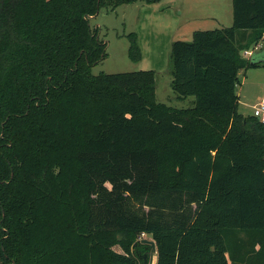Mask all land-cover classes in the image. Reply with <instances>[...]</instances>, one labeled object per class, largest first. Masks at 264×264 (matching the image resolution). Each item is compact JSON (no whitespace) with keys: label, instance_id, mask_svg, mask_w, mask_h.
Returning a JSON list of instances; mask_svg holds the SVG:
<instances>
[{"label":"trees","instance_id":"trees-1","mask_svg":"<svg viewBox=\"0 0 264 264\" xmlns=\"http://www.w3.org/2000/svg\"><path fill=\"white\" fill-rule=\"evenodd\" d=\"M139 1L161 0H0V264H145L144 234L156 264H264V124L237 93L264 65L242 55L264 0L172 44L186 109L157 101L152 70L92 74L91 18Z\"/></svg>","mask_w":264,"mask_h":264},{"label":"rangeland","instance_id":"rangeland-1","mask_svg":"<svg viewBox=\"0 0 264 264\" xmlns=\"http://www.w3.org/2000/svg\"><path fill=\"white\" fill-rule=\"evenodd\" d=\"M90 24L92 29H99L100 39L107 44V58L92 68L93 75L152 70L156 73L157 101L186 109L193 106L195 98L179 99L172 89V44L192 41L196 31L232 27V0H161L156 4L139 1L114 11L103 8ZM131 33L137 35L141 57L137 61L129 57L127 36ZM239 80L240 112L253 114L254 106L264 98V65L243 70ZM143 239L153 240L145 234L140 240ZM145 246L136 250L138 257L145 264H156L157 255H151V249Z\"/></svg>","mask_w":264,"mask_h":264},{"label":"crops","instance_id":"crops-1","mask_svg":"<svg viewBox=\"0 0 264 264\" xmlns=\"http://www.w3.org/2000/svg\"><path fill=\"white\" fill-rule=\"evenodd\" d=\"M249 53L250 54L246 58H248V59H250V58L251 59H256V61L264 62V57H263L264 56V37L260 41V43L258 44V46L255 49L250 50ZM242 72H243V70L240 73H242ZM261 100L262 99H260L259 102Z\"/></svg>","mask_w":264,"mask_h":264},{"label":"built area","instance_id":"built-area-1","mask_svg":"<svg viewBox=\"0 0 264 264\" xmlns=\"http://www.w3.org/2000/svg\"><path fill=\"white\" fill-rule=\"evenodd\" d=\"M249 51H244L242 55L246 58L249 55ZM253 114L264 124V99H262L253 108Z\"/></svg>","mask_w":264,"mask_h":264},{"label":"water","instance_id":"water-1","mask_svg":"<svg viewBox=\"0 0 264 264\" xmlns=\"http://www.w3.org/2000/svg\"><path fill=\"white\" fill-rule=\"evenodd\" d=\"M140 243L151 247V250H150L151 255H157L158 253L157 244L154 240L143 239V240H140ZM135 246H137V244Z\"/></svg>","mask_w":264,"mask_h":264}]
</instances>
